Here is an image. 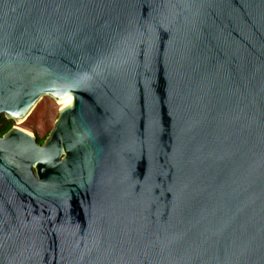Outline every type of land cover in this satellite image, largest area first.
Segmentation results:
<instances>
[{
	"label": "water",
	"instance_id": "1",
	"mask_svg": "<svg viewBox=\"0 0 264 264\" xmlns=\"http://www.w3.org/2000/svg\"><path fill=\"white\" fill-rule=\"evenodd\" d=\"M0 264H264V0H0Z\"/></svg>",
	"mask_w": 264,
	"mask_h": 264
},
{
	"label": "rangeland",
	"instance_id": "2",
	"mask_svg": "<svg viewBox=\"0 0 264 264\" xmlns=\"http://www.w3.org/2000/svg\"><path fill=\"white\" fill-rule=\"evenodd\" d=\"M62 104L50 96H45L25 121L19 124L13 121V125H18L34 133L39 139L44 140L53 128L59 116V110L63 106Z\"/></svg>",
	"mask_w": 264,
	"mask_h": 264
},
{
	"label": "trees",
	"instance_id": "3",
	"mask_svg": "<svg viewBox=\"0 0 264 264\" xmlns=\"http://www.w3.org/2000/svg\"><path fill=\"white\" fill-rule=\"evenodd\" d=\"M13 125V120H8L4 114L0 117V134ZM42 141V139H39Z\"/></svg>",
	"mask_w": 264,
	"mask_h": 264
},
{
	"label": "flooded vegetation",
	"instance_id": "4",
	"mask_svg": "<svg viewBox=\"0 0 264 264\" xmlns=\"http://www.w3.org/2000/svg\"><path fill=\"white\" fill-rule=\"evenodd\" d=\"M13 126H14V125H12L9 129H7V130H5L4 132H2V133L0 134V136L4 135V134H5L7 131H9ZM46 137H47V136H46ZM45 139H46V138H45ZM45 139H44V140H45ZM38 140H39V138H38ZM44 140H42V141L39 140V142H40V143H43Z\"/></svg>",
	"mask_w": 264,
	"mask_h": 264
},
{
	"label": "bare ground",
	"instance_id": "5",
	"mask_svg": "<svg viewBox=\"0 0 264 264\" xmlns=\"http://www.w3.org/2000/svg\"><path fill=\"white\" fill-rule=\"evenodd\" d=\"M66 104H71V100L67 101V102H63V106L66 105Z\"/></svg>",
	"mask_w": 264,
	"mask_h": 264
}]
</instances>
